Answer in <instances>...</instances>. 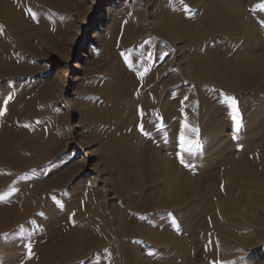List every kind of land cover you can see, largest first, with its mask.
I'll use <instances>...</instances> for the list:
<instances>
[{
    "label": "rangeland",
    "instance_id": "374dc122",
    "mask_svg": "<svg viewBox=\"0 0 264 264\" xmlns=\"http://www.w3.org/2000/svg\"><path fill=\"white\" fill-rule=\"evenodd\" d=\"M247 2L0 0V54L4 44L11 53L8 64H0V111L4 113L0 115V179L10 177V165L16 168L20 158L31 157L37 137L50 141L55 135L58 141L56 154L39 160L36 172L26 173L27 180L51 183L35 200L48 209L34 210L26 227L17 225L14 229L20 233L0 245L21 244L25 259L34 264L38 260L41 264H147L149 251L161 254L165 262L175 254L189 264L264 262V253H257L264 249L260 243L264 230L257 232L252 224L246 225L247 216H240L244 224L234 233L253 236L251 246L257 247L234 257L237 240L231 239L232 245L227 246L229 238L218 235L219 223L203 207L210 200L207 186L220 191L221 199L226 195L213 178L226 158L236 155L224 150L225 139L243 143L256 136L254 129L261 118L248 122L246 111L264 112V88L257 78L241 75L235 64L247 43L244 31L236 26L264 15L259 8H248ZM230 7L243 14L236 21L223 22ZM209 15L221 31L210 37V32L203 31L184 35L185 24ZM199 24L204 30L205 23ZM198 49L199 55L190 56ZM207 56L210 66L219 69L222 80L237 93L216 91L218 85L202 69ZM31 134L37 135L32 137L36 142ZM216 140L221 142L219 151ZM235 152L240 154L239 149ZM164 159L175 160L182 168L177 173L182 172L185 194L180 195L179 204H172L176 209L156 205V196L167 188L153 164L160 166ZM188 175L194 180L189 186L184 183ZM19 176L23 173L15 175ZM221 176L226 180L223 171ZM9 184L0 188V213L9 212L11 217L20 192L13 181ZM83 199L91 207L77 215L74 206ZM240 208L251 216L246 204ZM93 216L99 219L94 221ZM257 217L264 221V214ZM92 225L109 232L107 246L79 242L87 251L80 260L72 258L71 242L86 237L84 232ZM153 227L190 243L149 250L139 233ZM5 260L0 258V263Z\"/></svg>",
    "mask_w": 264,
    "mask_h": 264
},
{
    "label": "bare ground",
    "instance_id": "6f19581e",
    "mask_svg": "<svg viewBox=\"0 0 264 264\" xmlns=\"http://www.w3.org/2000/svg\"><path fill=\"white\" fill-rule=\"evenodd\" d=\"M247 3H248L247 4L248 8L256 7V8H259V10L264 11V8L260 7L261 5H264V0H248ZM252 4H253V6H252ZM230 8H231V10L229 9L223 18L220 17L223 19V20L221 19L223 22H224V20H226V21L227 20L228 21L229 20L230 21L235 20L236 21L238 16L241 15V13L243 12V11L239 12L237 10L238 8L237 9H232L234 7H230ZM3 14H4V12H3ZM5 16H7V15H5ZM209 19H210V15L208 17L199 18L197 21L198 23L193 22L195 24L188 22L189 25L185 24V26L187 28L184 32V35L189 36V35H192L193 33L203 31L205 33L210 32V34H209V37H210L212 33L221 31L220 30L221 26L217 25L218 22L214 21L213 19L212 20H209ZM246 21H247V23L244 26L243 25L241 27L239 25L236 26L238 31H241V30L244 31V36H245V39L247 40V43H246V46H244L243 50H241V54H239V60L235 61L236 62L235 64H237L238 70H240L239 72L241 73V75H244L247 77L253 76V77L257 78L259 85H261L262 88H264V15L262 17H257L256 21L255 20L254 21L249 20V19ZM201 22L205 23L204 25L202 24L204 26V30L201 29V25L199 24ZM219 23H222V22H219ZM177 32H179V34H180V30L176 31V33ZM19 35H21V34H18V36ZM209 37H207L208 40H209ZM20 39H21V37H20ZM9 49H10V47L7 44H4V51H3V53L0 54V64H2V65L8 64L9 56L11 55V53L9 54ZM210 52H211V50H210ZM191 55H199V49H198V51L197 50L193 51V53H191L190 56ZM203 61H204V63H203L202 69L206 70L207 76L210 77V79H214L213 81L216 83V85H218V89L216 91H219V93L221 92L224 94H227V92H230V91L233 93H237L236 88L229 87L228 84L222 80V76L218 72L219 69L214 68L213 67L214 65L210 66L211 60H210L209 56L204 58ZM231 95H233V94H231ZM246 112H247L246 119L248 122L255 119V118L257 119L258 117L261 118V120H258V121H260L259 124L257 122L258 125L254 129V131H257L258 134L256 133L257 134V135L255 134L256 136H249L248 138L242 140L241 142H243V143H239V140L236 138H231V140L225 139V141L223 139V141L225 142L224 143V148H225L224 150L230 151L229 156L236 154L235 156H232V158L227 157L225 164H223L222 171L226 175V178H225L226 180L222 179V176H221L222 171H220V170H218L216 173H214L215 176L213 177V178H215V180H218L217 182H219V184L221 183L223 185L222 189H224V194H226V195H225V198L221 199L222 195H221L220 191L218 193V191L215 189V187L207 186V189L205 191V193H207L206 198L210 197V200L206 199L207 200V202L205 203L206 206H203V207H206V210L208 212L212 213V216L214 217L213 221L215 222V224H216V222L219 223V225L216 226V229L218 231H220L219 232L220 234H218L217 232L216 233L218 235H222V233H223L225 237L229 238L228 240H230V241L229 242L227 241L226 245L228 246L229 244L232 243L231 239L237 240L238 245L236 244L234 246L233 251L234 250H238V251L234 254V257H237L238 255H240L243 252V251L239 252L241 250H248L249 248H250V250H252V249L257 247L256 245L251 246L253 236L252 237L238 236V234H236V232L234 233L236 227L243 226L242 224H244L243 223L244 220L243 221H242V219L240 220V218H239L240 216H243V217L247 216V218L245 220V221H247L246 225L252 224L255 227V230L257 232L264 230V221L262 219L260 220L259 217H257L258 214L260 216H262L264 214L262 211L264 209V112L258 114V113L253 112L252 108L250 110L247 109ZM255 125H256V123H255ZM0 130H1V128H0ZM250 130H251V127H250ZM49 131H50L49 132V137H50V133L52 130L49 129ZM251 131H252V134H254L253 130H251ZM31 133H33V132H31ZM31 135H32L30 137L31 140H32V137H33V140L36 139L37 135H33V134H31ZM38 135H40V134H38ZM48 141H49L48 138L47 139L45 138V139L38 141V137H37V142H36V140L33 141L36 143H34L35 145L33 144L31 147L32 148V152H30L31 157L29 156V157L20 158L19 159L20 163L17 162L18 165L16 168H13V166L10 165V168H11L10 172H9L10 177L8 179H0V188L6 187L8 185V183L11 184V182L13 181L15 189L20 192L19 195H15L16 204L14 205V210L10 211L12 216L11 217L9 216V212L6 214L0 213V242L3 241L5 238L6 239L15 238L16 235H18L21 230L16 231L14 228H16L17 225L26 227V224L28 223V221H30L34 217V216H32L34 210H37L39 213V211H41V209H42V213H43V211L45 209H48L43 202L40 203V200H38L37 202L35 200L45 190L51 188L50 187L51 183L45 182L44 184H42V182H39V180L37 178H35L34 180H27V176H26V173H28L27 171H33V172L37 171L35 168H37V162L39 160L42 161L45 157L47 158V157H50L51 155L56 154L55 152L57 151V146H58L57 145L58 144L57 138L54 135V136L50 137V141L49 142ZM215 142L217 143V144L215 143L216 144V150L219 151L221 149L220 148L221 145L220 146H218V145L221 142H217V140ZM217 146H218V148H217ZM237 149H239L240 154H237L235 152V151H237ZM223 151H221V153ZM218 153H220V152H218ZM231 153H233V154H231ZM214 154H215V152H214ZM216 154H217V152H216ZM222 160H223V158H222ZM46 161H48V160H46ZM155 161H156V159H155ZM162 161L163 162H162V164H160V166H156V164H153V165H155L153 168L155 169V172L158 173L157 176L159 178H161L163 180L166 179L164 183H165L167 190L164 193H160L159 195L156 196L157 197L156 198V202H157L156 205H160L159 209H165V210L176 209L175 208L176 206L175 207L173 206L174 208H171L172 204L173 205L179 204L178 202L180 201V195L185 194L184 187H182V185L180 184L181 175L179 173H182V172L177 173L178 170H181L182 168L179 164L173 163L175 160L171 162L168 159H166V160L164 159ZM3 165L4 164H2V166ZM18 173H23V176L15 177V175ZM169 174H172L171 178L168 176ZM189 176L190 175H188V177ZM185 177H187V176H185ZM29 179H31V178H29ZM167 179H168V181H167ZM192 182H194V180L192 179L191 176L189 178H186V180H184V183L187 186L191 185ZM10 184H9V186H10ZM187 188H189V187H187ZM190 190H191V188H190ZM235 190H237V193H236V195H238L237 197L233 196ZM13 194H15V193H13ZM96 194H97V192H96ZM186 195H188V193ZM96 196H98V195H96ZM98 201L96 200V202H98ZM82 203L80 205L74 206V209H75V212L77 213V215L82 213V211L83 212L88 211L89 208L91 207V206L90 207L88 206L89 208L87 207V204H89L88 199L87 200L83 199ZM241 203L246 204L248 206V209L250 210V212L251 211L253 212V214L251 212L250 217L248 216V215H250L249 210H248L249 214H245V212L242 211V208H240ZM94 205H95V202H94ZM36 206H38V207H36ZM98 216L100 217V215H98ZM98 216H95V217L93 216L94 218L92 220H94V221L98 220L99 219ZM87 218H88L87 220L90 219L89 217H87ZM50 219H51V221L52 220L55 221V216L52 215V217H50ZM36 220L41 222V220H42L41 216L37 215ZM53 221L51 222V225H52ZM185 221H186V219H185ZM185 221H183V222H185ZM192 223L194 224V222H192ZM206 223L208 225H210L209 222H206ZM43 225H45V224H43ZM46 225L50 226L49 223ZM190 225H191V223H190ZM160 226H162V225H160ZM157 227H155V228L153 227L152 229L148 228L145 230L142 228L143 229L142 232L139 233L140 238H142V240L145 241L144 243L148 245L149 250L151 249V247L158 249L159 246L162 247L161 245H166V246L173 247L176 249L179 245H182V244L184 245V244H187L188 242L190 243V241L185 240L181 237H176L172 233L165 232V231L161 232L162 229L157 228ZM13 230H15L16 232H12ZM84 233L87 236L83 237L81 235V237H80V239L82 238L81 241H80V239L79 240L74 239L73 242H71V244H70L71 251H72L71 256H72V258L78 257L77 260H80L81 256H83V254H85V251H87V249H85L84 246H81V245L78 246L80 244L79 242H85V243H89V244L93 243L98 248H102V247L107 246V239H109V237L111 236L108 234L109 232H105L104 229L101 228L100 226L95 227L94 225L90 226V228L88 229V232H84ZM217 234H215V235L213 234L214 236L211 235L209 238H211L212 236H213V238H215V236ZM256 238H257V236H256ZM260 243L264 244V237L260 238ZM14 246L15 247L11 246L10 248H6V247H3L2 245H0V258H2V259L6 258L4 264H34L32 261H30V260L27 261L25 259L24 253L26 251L23 250L21 244L19 246L18 245L17 246L14 245ZM258 248H260V247H258ZM94 249H95V247H94ZM257 253H258V255L263 254L264 249H262V248L258 249ZM148 255L150 256V259H148L149 262H147V264H189L188 260H182L181 261L179 259L180 256L178 254L173 255V257L170 258L171 260L169 262H165L163 259H161V257H160L161 254H159V253L155 254V253H152V251H149ZM182 256H184V255H182ZM46 262H48V261H46ZM138 263H139V261H138ZM0 264H2V263H0ZM35 264H41V261L38 260V262L36 261ZM60 264H62V263H60ZM139 264H144V262L143 263L141 262ZM261 264H264V262H262Z\"/></svg>",
    "mask_w": 264,
    "mask_h": 264
},
{
    "label": "snow or ice",
    "instance_id": "6c2138e0",
    "mask_svg": "<svg viewBox=\"0 0 264 264\" xmlns=\"http://www.w3.org/2000/svg\"><path fill=\"white\" fill-rule=\"evenodd\" d=\"M260 7L264 8V5H261ZM8 99H11V97H8ZM232 102H233V105L236 104V101H235L234 98H233ZM4 103L6 104V103H7V100H5ZM3 114H4L3 111H0V115H3ZM235 119H236V118H235V116H234V117H233V120H235ZM237 123H238V122H237ZM185 127H187V125H185ZM141 131H142V132L144 131L143 126H141ZM184 143H185V138H184V135L181 134V136H180V144H181V149H182V150L184 149ZM181 163H182V164L184 163L183 158H181ZM26 247L30 250V245H26Z\"/></svg>",
    "mask_w": 264,
    "mask_h": 264
}]
</instances>
